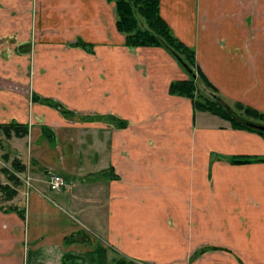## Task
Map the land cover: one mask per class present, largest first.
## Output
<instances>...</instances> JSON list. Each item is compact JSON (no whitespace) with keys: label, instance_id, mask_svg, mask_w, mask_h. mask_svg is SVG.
Returning <instances> with one entry per match:
<instances>
[{"label":"crops","instance_id":"1","mask_svg":"<svg viewBox=\"0 0 264 264\" xmlns=\"http://www.w3.org/2000/svg\"><path fill=\"white\" fill-rule=\"evenodd\" d=\"M159 11L224 101L264 111V0ZM115 20L112 0H0V123L25 125L0 128V162L24 164L0 192V264H264V132L171 91L175 54Z\"/></svg>","mask_w":264,"mask_h":264},{"label":"trees","instance_id":"2","mask_svg":"<svg viewBox=\"0 0 264 264\" xmlns=\"http://www.w3.org/2000/svg\"><path fill=\"white\" fill-rule=\"evenodd\" d=\"M115 6L117 28L125 33V41L133 45L163 44L167 45L180 63L187 70V77L174 78L169 82V89L173 92L189 95L195 108L209 110L227 118L233 126L258 128L247 123L264 120V111L240 100L232 103L224 101L215 86L198 67L194 48L173 33L169 24L159 11V0H112ZM84 43L82 40H78ZM204 84L206 91L200 86ZM123 123V120H121ZM6 134L24 133L25 125L11 121L0 123ZM43 130L51 137L48 126ZM52 138V137H51ZM8 158L7 155H4ZM246 160L247 158H243ZM24 164L16 157H12L8 164L0 163V192L1 197L10 198L16 192L15 185L20 183L16 170H21ZM105 264H154L142 263L125 255H118Z\"/></svg>","mask_w":264,"mask_h":264},{"label":"built area","instance_id":"3","mask_svg":"<svg viewBox=\"0 0 264 264\" xmlns=\"http://www.w3.org/2000/svg\"><path fill=\"white\" fill-rule=\"evenodd\" d=\"M47 182L49 187L53 189H61V187L66 183L61 174L53 171L48 173Z\"/></svg>","mask_w":264,"mask_h":264},{"label":"rangeland","instance_id":"4","mask_svg":"<svg viewBox=\"0 0 264 264\" xmlns=\"http://www.w3.org/2000/svg\"><path fill=\"white\" fill-rule=\"evenodd\" d=\"M253 2L255 3V4H257V0H253ZM11 39L12 38H10V41H11ZM7 40H9L8 38H0V54H3L4 56H3V58H5V59H7V58H9V56H7L8 54H7V51L9 50L7 47H6V45L4 44V43H6L7 42ZM70 43H72V42H70ZM31 57L32 56H30V59H29V61H31V63H32V59H31ZM199 84H200V86L206 91V88L204 87V84L200 81L199 82ZM258 122H264V120H261V121H258ZM264 132V131H263ZM3 157V156H2ZM1 163V162H0ZM165 264H170V263H165Z\"/></svg>","mask_w":264,"mask_h":264},{"label":"water","instance_id":"5","mask_svg":"<svg viewBox=\"0 0 264 264\" xmlns=\"http://www.w3.org/2000/svg\"><path fill=\"white\" fill-rule=\"evenodd\" d=\"M246 121H247V123H249L253 126L264 129V122H258V121H253V120H249V119H247Z\"/></svg>","mask_w":264,"mask_h":264}]
</instances>
